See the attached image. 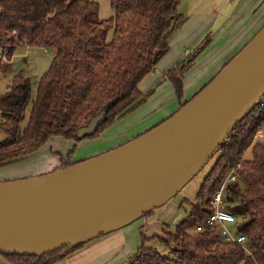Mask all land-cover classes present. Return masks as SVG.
<instances>
[{"label":"trees","instance_id":"obj_1","mask_svg":"<svg viewBox=\"0 0 264 264\" xmlns=\"http://www.w3.org/2000/svg\"><path fill=\"white\" fill-rule=\"evenodd\" d=\"M110 2L114 15L101 20L100 6L91 0H0V74L19 48L56 51L40 79L24 128L21 123L32 97L31 79L18 73L8 91L0 93V131L8 135L0 142V164L24 159L54 137L77 142L99 137L147 100L140 83L169 52L172 36L186 19L178 10L181 0ZM208 43L206 40L165 75L180 100L184 75ZM257 107L232 129L214 154L218 160L198 197L202 202L175 232L166 231L161 238L169 256L149 247V240L155 237L147 238L142 231V244L128 264H264V142H254L255 134L264 130V108ZM102 110L107 112L97 131L79 138L78 129ZM73 154L62 158L59 169L73 166ZM240 161L239 182L227 189L225 208L237 218L244 244L226 241L219 227L196 230L212 212V196ZM85 243L43 256H1L9 264H55Z\"/></svg>","mask_w":264,"mask_h":264},{"label":"water","instance_id":"obj_2","mask_svg":"<svg viewBox=\"0 0 264 264\" xmlns=\"http://www.w3.org/2000/svg\"><path fill=\"white\" fill-rule=\"evenodd\" d=\"M263 98L264 27L192 100L150 131L73 166L0 182V255H47L152 212L203 169ZM106 112L77 136L94 134Z\"/></svg>","mask_w":264,"mask_h":264},{"label":"crops","instance_id":"obj_3","mask_svg":"<svg viewBox=\"0 0 264 264\" xmlns=\"http://www.w3.org/2000/svg\"><path fill=\"white\" fill-rule=\"evenodd\" d=\"M182 5L186 9L185 15L180 12ZM178 10L185 17L188 16L172 36L169 52L158 62L153 73L148 75L150 86L146 88L145 93L141 89L145 96L153 91V87L158 82L165 80L164 76L168 71L188 56L189 49L195 50L207 40L209 43L196 57L194 65L184 76L185 93H193L204 88L264 27V0H181ZM209 36H211L210 39ZM32 48L35 47H22L17 52H26ZM14 57L7 65L4 74H10L13 71ZM163 83L150 100L147 97L144 104L119 119L99 137L80 141L81 145L78 144L80 149L72 159L73 165L120 147L174 115L183 102L177 101L176 111L174 110V114H171L173 112L162 104V102L166 103L164 96L155 99L162 89L172 92V87L169 85L171 83ZM192 85L194 89L188 91ZM55 138L57 137L52 139ZM51 140L48 143L52 142ZM47 144L24 159L0 166V170L9 167L7 171L18 172L25 165L37 162L34 160L39 159L37 158L39 155L42 156L41 160H45V164H40L38 167L46 166L49 162L45 149ZM60 165L61 162L51 160L44 167L45 174L59 169ZM15 166H18L17 169ZM3 174L0 171V176ZM142 217L118 230L87 241L81 248L55 264H128L130 257L142 244L141 224L137 223ZM144 236L147 237L145 234Z\"/></svg>","mask_w":264,"mask_h":264},{"label":"rangeland","instance_id":"obj_4","mask_svg":"<svg viewBox=\"0 0 264 264\" xmlns=\"http://www.w3.org/2000/svg\"><path fill=\"white\" fill-rule=\"evenodd\" d=\"M91 1L99 4L100 6L99 16L101 20H108L111 17H113L114 10L111 6L110 0H91ZM181 7L183 8L184 6L182 5ZM182 8L180 9V12L183 13L184 15L187 14L186 9L184 8L182 9ZM111 36L112 33H110V38ZM210 38L211 36H209V39ZM189 50L191 52L193 51L192 49ZM55 53H56L55 50L52 49L44 50L39 47L32 48L31 50L29 51L27 50L26 52H22V53L17 52L13 60V64H14L13 71L10 74H4V73L0 74V93L2 94L8 91L9 86L11 85L15 74L22 72L31 79L32 97L27 107L25 118L21 123L22 128H24L28 124L32 103L37 97L40 79L43 76V74L50 68L51 63L55 57ZM0 58H2V56ZM6 63L8 64L9 61H7ZM149 77L150 76L145 77L141 81L140 83L141 85L139 86L141 87L140 90L143 89L144 93L146 92V88L150 86ZM164 78L165 80L158 82L156 85L154 84L155 85V86L153 85L154 87L152 86L153 91L147 93L148 100H150V98L153 95H155L156 90L159 89L164 84L163 82H169L172 84V82L168 78H166V76H164ZM171 84H169L172 87L171 93L166 89H162L160 93L157 96H155V99L161 96H164L166 98L165 99L166 103L162 102V104H164L167 108H169L171 110L170 112H173L171 114H174V112L176 111L175 109L177 108V101L185 103L188 100H192L194 95L198 94L197 92H200V90L203 88L202 87L201 89L193 93L184 92L183 97L180 100L178 99L176 89L174 88L173 84L172 85ZM190 88L191 89H188V91L190 90L192 91L194 89V85H192ZM2 118H3L2 113L0 112V124L2 122L1 121ZM7 138L8 135L5 132L1 131L0 142ZM86 139H90V138H86ZM51 141L52 142L48 143L45 148L47 151L46 156L49 162L55 159L58 161V163L61 162V164H62L61 161L62 158H66L69 155V153H71L72 151H74V154L72 156L73 159L74 156L76 155L75 153L80 149V145H81L77 141L64 140L58 137L52 139ZM78 144L80 145L78 146ZM37 158L39 159L34 160L37 162L25 165L18 172L7 171L10 169L9 167L2 168V170L0 171H2L4 174L0 176V182H7V181L9 182L14 180L26 179V178H30L29 176L31 177L40 176L36 174L44 175L46 172L44 171L45 170L44 167H46L49 162L44 167H38L40 164L44 165L45 160L44 159L41 160L42 159L41 155H39ZM217 160H218V154L212 157L208 161V163L203 167V169H201L172 198H170L162 206L152 210V212L142 217L139 220V222H137L141 224L140 229H142V231L147 237L149 238L155 237L152 240H149L148 246L156 248L162 256H169V249L162 243L161 238L165 236L166 231L175 232L177 226L190 217L194 207L202 202V200L201 199L199 200L198 197L201 193V190L203 188L206 179L213 173L214 171L213 169L217 163ZM17 167L18 166H15V169H17ZM228 227L233 232H236L237 230L236 226L233 223H228ZM0 264H9V263L0 256Z\"/></svg>","mask_w":264,"mask_h":264},{"label":"built area","instance_id":"obj_5","mask_svg":"<svg viewBox=\"0 0 264 264\" xmlns=\"http://www.w3.org/2000/svg\"><path fill=\"white\" fill-rule=\"evenodd\" d=\"M191 51L188 50V53ZM257 108H264V98L257 104ZM254 115V114H253ZM227 141V140H226ZM254 142H264V130H259L254 136ZM242 161L236 163L228 172L220 187L211 198V214L199 222L196 230L199 232L219 227L221 236L229 242L244 244L245 236L229 229L228 223H233L238 228L237 218L225 208V195L229 186L236 185L239 182L238 170L241 168Z\"/></svg>","mask_w":264,"mask_h":264}]
</instances>
